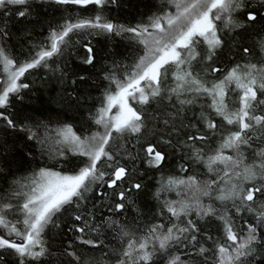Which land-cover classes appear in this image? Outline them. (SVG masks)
<instances>
[{"label":"trees","instance_id":"1","mask_svg":"<svg viewBox=\"0 0 264 264\" xmlns=\"http://www.w3.org/2000/svg\"><path fill=\"white\" fill-rule=\"evenodd\" d=\"M246 2L250 7L241 11L237 18L243 24L246 13L253 11L258 15L256 22L237 28H223L217 22L222 44L214 54L206 44L196 45L197 59L187 70L206 86L218 83L237 65H264V47L260 46L264 41V4L261 0ZM19 11H24L25 16L20 17ZM174 12L172 0H107L103 6L27 0L25 5L5 2L0 6V52L13 61L11 66H6L0 58V91L6 85L5 70H16L31 62L40 51L50 50L53 33L61 32L66 25L93 21L100 16L103 22L112 23L116 29L106 32L86 27L70 32L65 43L59 45L60 52L29 69L17 80L18 86L27 84L28 87H19L17 92L9 94L7 103L0 107L3 114L0 116V204L9 202L14 207L22 204L24 197L19 194L29 191V185L40 169L74 175L87 164V157L61 143L58 131L71 127L82 139L102 131L95 120L107 95L116 88L112 79L127 78L135 70L138 58L144 54L141 39L120 29H142L154 18ZM85 46L93 49L92 64L82 62L88 55ZM246 48L249 49L247 53ZM213 68L220 71L213 72ZM175 86L170 71L162 85L163 98L157 97L147 105L130 101L134 108L147 115L145 126L139 133H113L114 139L107 149L114 155L115 163L126 169L125 178L118 182L117 188L107 187V175L103 181L91 183L84 197L74 198L73 203L56 214L54 222L45 229L42 234L44 255L37 260L28 258L25 264H119V259H126L122 251L129 238L138 239L149 228L161 223L165 228L172 224L183 227L182 221L188 219L193 220L199 229L195 233L196 240L182 238L178 246L169 249L171 255H179L184 264H220L218 247L230 244L225 236L224 222L216 216H198L196 211L179 220L171 217L165 203L181 199L192 202L187 199L192 193L182 187L166 190L162 181L171 177L187 179L188 176H195L199 181L219 180V176L224 175V165L213 166L219 171L217 176L216 172L207 170L206 162L215 154L222 139L230 132L238 131L239 126L228 125L216 115L210 107V96L185 92L179 99L192 103L181 105L168 91ZM233 89L235 84L229 85L225 97L229 112L240 106L239 90ZM258 96L264 99V93L258 92ZM254 113L264 114V105L256 106ZM8 119L15 127L8 126ZM208 119L217 124L216 129L207 127ZM191 136L206 139L192 140L189 139ZM149 145L166 157L159 167L148 163L145 150ZM249 145L241 146L244 157L238 169L241 173L245 166L259 161L257 153L264 150V128L256 125L250 131ZM197 153L201 157L199 160ZM224 155L235 156L236 152L225 149ZM100 167L111 172L103 164ZM237 182L247 186L252 182L259 184L260 180ZM136 183L141 185L138 190L133 187ZM219 187L226 188L227 184L220 182ZM120 191L127 194L122 210L116 209L117 203H121ZM200 201L203 205L212 204L218 214H225L241 237L248 235L249 226H256L257 241L252 252L242 261L243 264H264V225L255 209L237 212L231 201L222 203L204 196ZM256 204H264V196H258ZM78 215L82 218L79 221L75 219ZM8 219L13 223L17 219L22 221L23 214L9 212ZM17 227L23 226L17 224ZM79 227H84L85 231L78 232ZM0 234L20 242L14 235L8 237L6 229L0 228ZM86 240L95 242V246L85 244L83 241ZM201 248L205 249L204 253L200 252ZM229 254H234L231 247ZM0 256V264H20V258L11 250H0ZM133 256H136L135 252ZM168 259L170 257L166 254L155 253L149 264H168ZM128 264L132 261L128 260Z\"/></svg>","mask_w":264,"mask_h":264},{"label":"snow or ice","instance_id":"2","mask_svg":"<svg viewBox=\"0 0 264 264\" xmlns=\"http://www.w3.org/2000/svg\"><path fill=\"white\" fill-rule=\"evenodd\" d=\"M7 2L12 5H25L27 0H0V6ZM59 3H71L86 6L95 4L103 6L107 0H58ZM264 4V0H261ZM176 9L175 14L154 18L149 26L144 28H127L122 31L131 32L137 37H142L140 43L144 45V54L138 58L135 70L130 72L127 78L112 79L116 88L106 97V104L97 113L95 123L103 128L102 132H97L88 138L82 139L76 135L71 127H65L58 131V135L63 141L79 155L88 158L87 164L74 175H62L46 169H40L29 185V191L20 193L23 195L24 202L13 206L9 202L0 204V228L7 230V236H15L17 240L6 238L0 234V250H11L20 258V264H25L26 259L37 260L44 255V241L42 234L50 223L54 222L56 214L60 213L66 205L73 203L74 198L82 199L84 193L88 191L91 183L103 181L104 177L109 176L106 182L107 187L117 188L120 181L126 176V169L115 163L114 155L107 150L110 141L114 139L113 133L124 134L126 132L139 133L145 126L147 115L143 111L134 108L129 100L137 101L142 105H147L151 100L162 96V85L165 83L171 71L175 79V87L168 89L177 97L181 105L192 103L191 100H180L179 97L185 92L204 94L212 98L210 107L214 109L216 115L223 118L228 125H238L239 130L230 132L222 139L221 144L215 150V154L208 157L206 162L209 172L219 171L214 169V165L223 164V176L217 179L199 181L195 176H188L187 179L178 177L168 178L162 181V186L166 190L183 188L191 192V197L185 199L166 202L164 207L171 214V217L181 219L187 217L192 211H196L198 216H216L224 222L225 236L228 245L218 247L220 264H243L242 258L248 256L257 241L256 226L248 227V235L241 237L233 230L232 224L227 220L225 214H218V210L212 205H203L200 197H208L210 200H219L222 203L231 201L233 208L239 212L256 210L258 219L264 225V204L257 206L258 196H264V150L257 153L258 162L247 165L244 172L238 171L244 162L242 145H249L250 131L256 126L264 128V114L256 115L254 109L258 105H264V99L258 96V92L264 93V65L247 64L232 68L218 83L206 86L205 82L194 76L188 67L191 62L197 59L196 45L204 43L210 53L214 54L215 49L221 46L222 40L218 32L217 22L223 28L243 27L247 23L256 22L258 15L256 12L246 13L245 21L242 24L237 15L244 9L250 7L246 0H172ZM20 17L25 16L24 11H19ZM98 28L102 31L113 32L114 25L110 22H103L100 16H96L93 21H81L66 25L59 33H53L50 50H43L31 62L18 67L9 75L7 87L0 91V107H3L9 94L15 93L19 87H28L27 84L19 85L17 80L29 69L40 65L42 62L51 58L54 54L61 51L59 45L65 43V37L70 32L82 28ZM150 29H154L151 31ZM264 47V41L260 42ZM88 55L83 59V63L92 64L94 61L93 49L85 46ZM247 53L249 49H244ZM6 66H11L13 61L0 52ZM211 59V55L208 57ZM213 72L220 71L213 68ZM83 79V77H81ZM111 79V78H110ZM235 84V89L239 90V108L229 112L225 97L228 94V86ZM170 98V97H169ZM117 111L114 114L112 109ZM111 114V115H110ZM3 114L0 113V116ZM253 122H255L253 124ZM7 124L15 127L12 120L8 119ZM209 129H216L217 124L212 120H207ZM29 138L39 139L38 136ZM192 140H204V136H191ZM250 146V145H249ZM225 149H233L236 155H224ZM146 157L150 166L159 167L161 162L166 159L161 151L152 145L145 150ZM196 158L201 157L197 153ZM112 162V163H108ZM111 169V172L101 170L100 165ZM227 178V180H225ZM259 178L260 183L252 182L247 186H242L237 181H255ZM227 184L226 188H220L219 183ZM135 189H140L141 185H133ZM126 192L120 191L119 198L121 203H117L116 209L122 210L125 205L122 203L126 199ZM20 212L23 220L17 219L15 223L8 219L9 212ZM77 221L82 218L78 215ZM183 227L172 224L165 228L157 224L148 229L138 239L129 238L127 247L123 249L122 255L126 259H119V264H149L155 253L166 254L170 257L168 264H184L179 255L172 256L169 249L173 245H179L183 240L195 241V233L199 231L196 223L188 219L182 221ZM22 224V228L17 227ZM83 233L84 227L76 229ZM128 235V233H124ZM178 234V235H177ZM188 234V235H186ZM85 244L95 246V242L86 240ZM229 247L234 254H229ZM133 252L136 256H133ZM205 252L204 248L200 249ZM2 260V256H0Z\"/></svg>","mask_w":264,"mask_h":264},{"label":"rangeland","instance_id":"3","mask_svg":"<svg viewBox=\"0 0 264 264\" xmlns=\"http://www.w3.org/2000/svg\"><path fill=\"white\" fill-rule=\"evenodd\" d=\"M175 12H176V9H175ZM175 12L173 13V14H175ZM172 14V15H173ZM151 31H154V29H150ZM140 39H142V37H139ZM51 42H52V37H51ZM50 45H51V43H50ZM15 70H10L9 68H7L6 70H5V74H6V85H5V88L7 87V83H8V78H9V75L12 73V72H14ZM18 84V83H17ZM130 101H132L131 99L129 100V103H130ZM105 104H106V101H105ZM104 104V105H105ZM117 111V109H115V108H113L112 109V113L111 114H114L115 112ZM110 114V115H111ZM99 128L103 131V128H101L100 126H99ZM102 131H100V132H102ZM60 141H61V143H63L64 145H66L67 146V148L68 149H71V151H74L75 152V150L71 147V145H68V144H66L64 141H63V139H62V137H60ZM77 153V152H76Z\"/></svg>","mask_w":264,"mask_h":264}]
</instances>
